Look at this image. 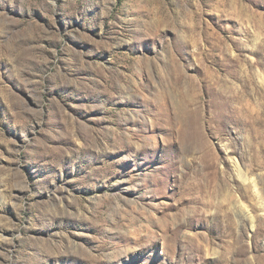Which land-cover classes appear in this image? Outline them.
<instances>
[{"label": "rangeland", "instance_id": "374dc122", "mask_svg": "<svg viewBox=\"0 0 264 264\" xmlns=\"http://www.w3.org/2000/svg\"><path fill=\"white\" fill-rule=\"evenodd\" d=\"M0 264H264V0H0Z\"/></svg>", "mask_w": 264, "mask_h": 264}, {"label": "bare ground", "instance_id": "6f19581e", "mask_svg": "<svg viewBox=\"0 0 264 264\" xmlns=\"http://www.w3.org/2000/svg\"><path fill=\"white\" fill-rule=\"evenodd\" d=\"M235 166H236V168L238 169V171H239V173H241V171L239 170V167H238V165H237V163H235ZM237 171V172H238ZM242 174V173H241ZM242 176V175H241Z\"/></svg>", "mask_w": 264, "mask_h": 264}]
</instances>
